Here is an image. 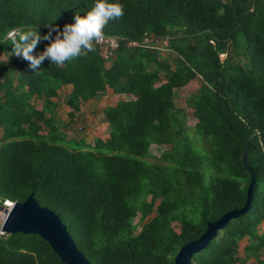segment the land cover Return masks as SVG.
Listing matches in <instances>:
<instances>
[{
	"label": "trees",
	"instance_id": "trees-1",
	"mask_svg": "<svg viewBox=\"0 0 264 264\" xmlns=\"http://www.w3.org/2000/svg\"><path fill=\"white\" fill-rule=\"evenodd\" d=\"M109 2L124 6L123 17L103 29L118 40L110 65L96 44V51L62 67L45 60L37 74L14 56L7 33L62 31L96 0H0V204L32 195L60 218L92 264H174L208 223L244 206L246 149L255 174L249 210L218 231L191 264H264V0ZM162 43L171 61L158 58ZM197 78L200 86L186 100L195 119L190 134L174 91ZM64 86H71L69 132L81 102L106 88L127 96L103 109L104 137L86 143L55 132L52 99ZM33 98L42 100L41 109ZM137 216L142 225L135 233ZM0 264L63 263L37 235L15 233L0 235Z\"/></svg>",
	"mask_w": 264,
	"mask_h": 264
},
{
	"label": "water",
	"instance_id": "water-1",
	"mask_svg": "<svg viewBox=\"0 0 264 264\" xmlns=\"http://www.w3.org/2000/svg\"><path fill=\"white\" fill-rule=\"evenodd\" d=\"M241 162L250 176L244 206L229 211L216 221L208 223L205 232L196 241L186 243L179 249L174 257V264H191L193 256L202 251L218 231L223 229L231 219L242 216L249 210L255 174L247 163L246 149L241 155ZM4 213L5 218L0 225V232L3 235L15 233L37 235L50 246L63 264H92L76 248L60 218L53 211L41 207L32 195L23 202H12L11 207Z\"/></svg>",
	"mask_w": 264,
	"mask_h": 264
},
{
	"label": "clouds",
	"instance_id": "clouds-1",
	"mask_svg": "<svg viewBox=\"0 0 264 264\" xmlns=\"http://www.w3.org/2000/svg\"><path fill=\"white\" fill-rule=\"evenodd\" d=\"M123 15L124 6L121 3L96 0L85 16L76 15L75 22L66 24L62 31L50 26L48 33L42 36L38 28H17L10 30L6 39H11L14 56L28 61L29 67L38 74L37 70L45 60L62 67L66 62L96 51V44L105 39L103 29L108 22L120 19ZM42 41H48V44L44 51L36 53L37 46Z\"/></svg>",
	"mask_w": 264,
	"mask_h": 264
},
{
	"label": "rangeland",
	"instance_id": "rangeland-1",
	"mask_svg": "<svg viewBox=\"0 0 264 264\" xmlns=\"http://www.w3.org/2000/svg\"><path fill=\"white\" fill-rule=\"evenodd\" d=\"M160 47L158 58L160 60H167L171 61L172 54L166 50V46L164 43L158 45ZM103 50H101L102 52ZM111 59V58H110ZM220 59H224V55L220 56ZM5 57L3 54L0 53V61H4ZM110 61H107L106 65H110ZM200 86V79H194L190 81L187 85L180 89H176L174 91V105L176 108L183 109L187 114V125L189 126V133L192 134L191 126L194 125L195 119L192 116V110L187 107L186 100L190 98L199 88ZM71 86H64L57 91V96L53 98V102L56 104V107L53 109L54 115V124L58 128L56 133L61 136L66 135L68 139L72 138H79L83 137L86 143H92L95 137H104L107 132V123L104 119L102 111L106 107H114L118 100L120 99H127L125 95H115L111 92L109 88L103 93L98 94L94 98L81 102L79 105V111L73 112V117L71 121L72 131H67L64 128L66 124L69 123L70 119L68 116L69 108L66 105V97L70 93ZM32 104L35 106L36 109H41L42 107V100L32 99ZM79 128H82L83 132L79 133ZM64 131V132H63ZM41 134L46 133L43 129ZM65 133V134H64ZM193 142L201 149L205 150V144L203 142H198V139H193ZM65 144V142H63ZM166 146L161 147L160 149H165ZM152 154L154 156H159L160 150L156 148V146L151 147ZM5 210V209H4ZM2 211H0V225L4 219ZM139 217L137 216L133 223L137 224L136 231L137 233L140 230L142 224L137 223ZM146 221V220H144ZM264 228V223L261 224L260 229ZM247 245V241L241 240L239 243V257L244 256L243 249ZM261 256H264V249L261 251Z\"/></svg>",
	"mask_w": 264,
	"mask_h": 264
},
{
	"label": "built area",
	"instance_id": "built-area-1",
	"mask_svg": "<svg viewBox=\"0 0 264 264\" xmlns=\"http://www.w3.org/2000/svg\"><path fill=\"white\" fill-rule=\"evenodd\" d=\"M151 40L145 39L144 44H149ZM100 46V49L102 51V56L105 60L109 61L110 58L113 57L114 51L118 47V40L115 37L105 36V39L99 43H97ZM130 46H137L138 44L136 42H130ZM2 212L4 213L6 209L10 208V205H12V202L10 201H4L2 204ZM5 209V210H4ZM1 233V232H0ZM3 235V234H2Z\"/></svg>",
	"mask_w": 264,
	"mask_h": 264
},
{
	"label": "bare ground",
	"instance_id": "bare-ground-1",
	"mask_svg": "<svg viewBox=\"0 0 264 264\" xmlns=\"http://www.w3.org/2000/svg\"><path fill=\"white\" fill-rule=\"evenodd\" d=\"M10 207H11V205H10ZM3 217L5 218V214L3 215Z\"/></svg>",
	"mask_w": 264,
	"mask_h": 264
}]
</instances>
